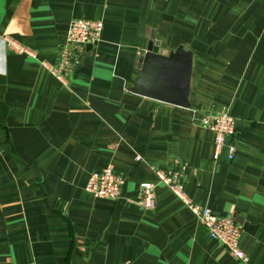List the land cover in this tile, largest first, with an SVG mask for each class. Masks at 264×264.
<instances>
[{
  "label": "crops",
  "instance_id": "0c3cea01",
  "mask_svg": "<svg viewBox=\"0 0 264 264\" xmlns=\"http://www.w3.org/2000/svg\"><path fill=\"white\" fill-rule=\"evenodd\" d=\"M80 19L101 41L61 68ZM150 43L192 54L190 109L130 91ZM213 113L236 120L218 159L198 120ZM110 165L121 198L97 199L87 183ZM157 170L243 226L247 263ZM0 264H264V0H0Z\"/></svg>",
  "mask_w": 264,
  "mask_h": 264
},
{
  "label": "built area",
  "instance_id": "2783aa9c",
  "mask_svg": "<svg viewBox=\"0 0 264 264\" xmlns=\"http://www.w3.org/2000/svg\"><path fill=\"white\" fill-rule=\"evenodd\" d=\"M103 29L104 23L102 21L85 19L73 21L68 30L61 68H65L69 64L72 47L96 46L101 41ZM16 48L20 52H28L22 47ZM49 70L59 80L66 83L58 68L49 67ZM198 120L201 126L215 133V158L218 159L224 149L227 137L236 134V120L227 113L205 114L199 116ZM236 151V147H230V159H234ZM137 159L140 160V157ZM156 175L161 183L166 185L187 205L197 219L208 229L214 240L220 242L242 262H248L246 254L240 248L243 226L237 223L234 217H221L215 215L210 208L192 203L184 190L182 177L179 173L157 170ZM123 183V177L115 172L114 167L110 165L91 175L86 190L97 199L118 200L122 195ZM155 188L153 183L147 182L140 185L139 206L146 210L155 209L157 205Z\"/></svg>",
  "mask_w": 264,
  "mask_h": 264
},
{
  "label": "water",
  "instance_id": "95a60500",
  "mask_svg": "<svg viewBox=\"0 0 264 264\" xmlns=\"http://www.w3.org/2000/svg\"><path fill=\"white\" fill-rule=\"evenodd\" d=\"M192 74L193 56L183 47L169 52L150 43L146 54L141 57L138 77L130 91L190 109Z\"/></svg>",
  "mask_w": 264,
  "mask_h": 264
}]
</instances>
